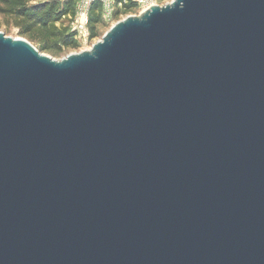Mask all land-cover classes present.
<instances>
[{"label": "water", "instance_id": "95a60500", "mask_svg": "<svg viewBox=\"0 0 264 264\" xmlns=\"http://www.w3.org/2000/svg\"><path fill=\"white\" fill-rule=\"evenodd\" d=\"M0 264H264V0L0 32Z\"/></svg>", "mask_w": 264, "mask_h": 264}, {"label": "trees", "instance_id": "16d2710c", "mask_svg": "<svg viewBox=\"0 0 264 264\" xmlns=\"http://www.w3.org/2000/svg\"><path fill=\"white\" fill-rule=\"evenodd\" d=\"M77 1L0 0V11L4 16L14 20V25L27 39L39 40L45 50L57 51L79 46L75 34L62 25L66 17L75 15ZM101 20L102 5L97 2L91 12V39L96 37V26Z\"/></svg>", "mask_w": 264, "mask_h": 264}, {"label": "rangeland", "instance_id": "374dc122", "mask_svg": "<svg viewBox=\"0 0 264 264\" xmlns=\"http://www.w3.org/2000/svg\"><path fill=\"white\" fill-rule=\"evenodd\" d=\"M42 1H47V0H38V2ZM120 0H118L119 2ZM122 1V0H121ZM129 1V5H122V6H117L112 17L109 18H104L102 17L101 22L96 26V37L93 39H89L87 42L85 41H79V46L77 48H69V49H61L57 51H51V50H45L43 48V44L39 40H29L27 37L22 35L20 33V29L14 25V20L12 18H8L4 16L1 11H0V32L5 33L7 36L11 37H22L30 41L37 49L41 51V53L50 56L51 58L55 60H62L69 54L73 53H79L81 51L85 50H91L92 46L100 41L103 36L108 32L111 27L116 24L118 21H121L129 16H139L141 14L142 8L136 4L133 5L131 0ZM174 0H153L155 5L158 6H165L167 4H170ZM1 6V5H0ZM74 16L73 17H66L62 25L64 27H67L70 29V26L73 22Z\"/></svg>", "mask_w": 264, "mask_h": 264}, {"label": "built area", "instance_id": "2783aa9c", "mask_svg": "<svg viewBox=\"0 0 264 264\" xmlns=\"http://www.w3.org/2000/svg\"><path fill=\"white\" fill-rule=\"evenodd\" d=\"M132 3L140 6L145 11L154 6L153 0H131ZM102 5V17H112L116 7L126 5L128 0H78L73 22L69 31L74 33L79 41L87 42L90 39L91 12L95 3Z\"/></svg>", "mask_w": 264, "mask_h": 264}]
</instances>
